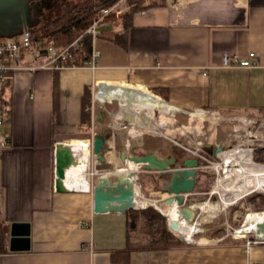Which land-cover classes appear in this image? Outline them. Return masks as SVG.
Here are the masks:
<instances>
[{
  "label": "crops",
  "instance_id": "1",
  "mask_svg": "<svg viewBox=\"0 0 264 264\" xmlns=\"http://www.w3.org/2000/svg\"><path fill=\"white\" fill-rule=\"evenodd\" d=\"M95 47L100 53L95 70H19L9 76L4 92L9 144L0 157V209L9 240L0 264H264V243L246 252L245 240L178 238L182 244L169 249H129L126 212H95L92 189L56 190V148L63 142L89 143L105 134L102 152L110 155L100 163L106 164L122 161L121 153L133 146L132 132L125 140L119 133L120 101L96 99L100 84L150 91L178 115L214 113L224 127L238 117L260 119L264 0H165L127 23L121 16L107 22ZM252 52L259 58L256 66L223 65L225 53L255 63ZM86 89L92 108L84 121ZM115 104L119 110L109 108ZM168 184L162 187L169 195ZM15 222L30 224L29 250H10Z\"/></svg>",
  "mask_w": 264,
  "mask_h": 264
},
{
  "label": "bare ground",
  "instance_id": "2",
  "mask_svg": "<svg viewBox=\"0 0 264 264\" xmlns=\"http://www.w3.org/2000/svg\"><path fill=\"white\" fill-rule=\"evenodd\" d=\"M100 103L119 100L121 109L116 113V119L122 120L128 117L136 129L141 131L159 132L168 129L172 123V117L177 113V109L165 101L161 100L150 91L134 90L126 87H102L97 95ZM158 109L162 112L161 120L152 123V111ZM171 115V116H169ZM123 116V117H122ZM191 123L203 120L202 115L192 113ZM119 125V124H118ZM117 125V126H118ZM169 130V129H168ZM172 130V129H171ZM159 133H162L161 131ZM70 147L57 149V178L62 182L68 191L91 190L89 179V168L91 160L90 143L85 141L72 142L66 144ZM96 158L97 155H95ZM218 157H222V162L216 164V169H224L225 175L219 178L211 194H219L220 200L216 203L211 201L196 202L188 209L192 213V218L185 219L176 203L167 204L170 195L162 201L149 200L141 195L140 187L137 183L138 167L129 158L126 166L118 168L114 174L123 176L121 183L116 187L106 184L112 173H107L97 187L98 207L102 209L122 210L130 207L145 208L149 205L160 210L170 222H178L179 228L174 233L181 236L187 242H194V235L201 231V223L194 222V215L197 209L206 213L204 221H209L223 209L236 202V195H246L255 191H264V164L255 163L249 151L233 150L220 151ZM244 230H237L245 235L247 232H255L260 238H264V212L251 213L247 217Z\"/></svg>",
  "mask_w": 264,
  "mask_h": 264
},
{
  "label": "rangeland",
  "instance_id": "3",
  "mask_svg": "<svg viewBox=\"0 0 264 264\" xmlns=\"http://www.w3.org/2000/svg\"><path fill=\"white\" fill-rule=\"evenodd\" d=\"M162 1L163 0H147L146 4H158ZM72 2L80 3L75 1ZM117 3H120L121 5V9L123 10L122 15L128 12L129 6L127 5L126 0H119ZM117 106L115 104L114 106H109V108L115 109ZM117 109L119 110V107H117ZM196 114L202 115L203 120L191 123V116L183 114L178 115L177 113H175L173 117L169 115L172 117L173 121L168 127L169 130H160L162 132V135L158 134L160 131L154 133L147 130L141 131L139 129H136L131 120L125 118V120H120L123 122L121 124L122 129L121 131H119V133L122 134L124 140L130 132H132L133 136H135V138L133 139V146H130L127 150L129 152V155H135V153L140 151V149H147L149 152L156 153V155L161 159H167L171 157V151L173 150L172 147L174 146H176L178 149H182L190 155L192 154L186 151L185 148H189L194 152L206 155L209 154L208 150L206 149L207 145L211 146L210 150L212 151L217 145L224 147L226 151L241 149L242 151H248L252 148L264 146V123L262 124V122L255 123V125L241 127L239 122L232 121L230 123H227L228 127H224L222 126L224 123L221 124L218 121L217 116H215L211 112H198ZM162 115V112L158 109L153 110L151 115L152 123H158L159 120H161ZM260 118L264 119V114ZM255 120H258V118ZM235 127H239L238 131L234 130ZM63 143L68 144L71 142L68 141ZM139 143L142 146H138ZM63 147L77 148L67 145H62L61 148ZM89 149L91 151V160L88 174H93V176H91L90 178L92 194L95 193V188L99 186V182H101V179L107 173L112 174L109 176L106 184L110 187L118 186L121 183L123 176L114 174V172L118 168L125 167V162L118 159L117 163L113 164L100 163L93 152L92 145ZM103 155L106 157L109 156L110 153L107 149H104ZM118 156L119 154H117V157ZM221 162L222 157H216V160H213L212 164L203 161L200 172L202 173L209 171L211 173V178L204 180V187L206 189H200L195 196H192L188 200H192L194 201V203L204 201H211L212 203H216L220 200L219 194H211V192L216 185L217 180L225 175L224 169H216V164H219ZM137 175V183L140 187L141 195L149 200H162V193H166V190L163 189L164 187H162L163 183L158 190H155L156 192H153V178H155L156 176H161L162 174L148 172L144 170V165H142L141 168L138 167ZM259 193L264 194V191H255L246 195H241L240 193H238L236 195V202L234 204L227 207L226 209H223L209 221L203 222L204 218L206 217V213H204L202 210L197 209L194 215V222L201 223V231L197 232L198 234L195 235L193 240L201 242L204 240L209 241V238H214L217 240L222 237H225L226 240H235L232 238L234 230L237 231L245 229L244 225L247 222L248 215L251 213H261L256 212V208L254 207V205L250 204L248 201L250 197ZM189 205V203H186V205L183 207H188ZM150 207L155 209V207L152 205H149L143 209L140 207L135 209L145 210ZM254 235L256 236V234ZM197 236L200 238L197 239ZM239 236H243V234L240 233Z\"/></svg>",
  "mask_w": 264,
  "mask_h": 264
},
{
  "label": "trees",
  "instance_id": "4",
  "mask_svg": "<svg viewBox=\"0 0 264 264\" xmlns=\"http://www.w3.org/2000/svg\"><path fill=\"white\" fill-rule=\"evenodd\" d=\"M118 1L119 0H84L80 3L68 2L65 6H60L53 12L47 23H44L31 32V38L35 40L47 37L54 41L55 46L59 50H62L78 37L83 36L81 51L75 52L73 54V59L69 61L78 66H82L85 61L89 59L92 52V40L89 35L85 34L86 30L92 25L97 11L111 8ZM146 1L147 0H126L129 10L121 15L122 19L127 23L135 14L157 5V3L146 4ZM32 14L33 16L36 15L34 9ZM112 20H116L114 15L106 18L107 22ZM91 106V93L89 89H86L82 105V116L84 121L89 120L91 117ZM172 149V156L176 157L180 162L194 157L182 149H178L176 146L172 147ZM148 153L149 151L147 149H140L135 155L142 156ZM209 157L214 161L216 160L213 155H209ZM253 160L255 163L264 164V147H256L254 149ZM170 177V175L165 174L153 178V191L158 190L165 181H169ZM210 178L211 173L209 171L200 172L196 179L197 185L195 191L206 189L204 187V180ZM165 195L168 194L165 193ZM248 201L250 204L254 205L256 212H264L263 193L255 194L250 197ZM126 215L129 249L160 250L169 249L182 244L177 238L179 237L182 239L181 236L174 233L176 237L172 234L169 230L166 216L156 209L152 207L145 210L129 209L126 211ZM8 240L7 226L2 219L0 209V254L8 252ZM114 260H118L116 256H114Z\"/></svg>",
  "mask_w": 264,
  "mask_h": 264
},
{
  "label": "built area",
  "instance_id": "5",
  "mask_svg": "<svg viewBox=\"0 0 264 264\" xmlns=\"http://www.w3.org/2000/svg\"><path fill=\"white\" fill-rule=\"evenodd\" d=\"M123 10L121 9L120 3H116L114 6L108 9H101L96 12L94 21L92 25L86 30L85 34L89 35L92 40V52L88 60L82 66H78L73 62H69L73 59V54L75 52L81 51L83 36L78 37L70 45L59 50L52 39L43 38V39H32L31 33L24 34L23 36L16 39H0V157L2 156L4 150L7 148L9 141L8 137L5 134V125L9 120V108L5 103L4 92L9 80V76L12 72L19 70H29L31 72H36L38 70H64L68 68H79L85 67L92 70L97 69L98 59L100 57L99 51L95 47L97 37L100 35V28L103 27L107 21L106 18L114 15L116 17L121 16ZM250 58L255 60V63L250 62L248 59L240 58L238 56H231L228 53H225L223 56V65L225 67H253L256 66L259 62V58L255 53L250 54ZM97 95L101 89V84L98 86ZM110 101V103H112ZM106 102H104L105 104ZM103 104V103H102ZM214 114V113H213ZM237 122L240 123V126H250L255 125V123L262 122L264 119L255 120L248 117H238L236 118ZM239 127H235V131H238ZM161 134L162 133H158ZM264 141V138H263ZM90 147H91V142ZM58 146V144H57ZM264 147V146H259ZM255 148L248 150L251 153L253 160V152ZM57 150V148H56ZM186 151L190 152L193 156L200 158L202 161L207 163H213V160L209 157L208 154H199L194 152L189 148H185ZM242 150V149H241ZM212 160V161H211ZM254 161V160H253ZM142 166L140 165L139 168ZM140 172V171H139ZM151 172V171H148ZM156 173V172H151ZM95 174V173H94ZM93 174H89V179ZM90 191V190H88ZM3 194V188L0 185V196ZM146 208V207H145ZM143 209V208H142ZM95 212L100 213H110L112 211L108 210H97L96 203L94 204ZM121 212V211H117ZM169 225V224H168ZM174 234V232H172ZM198 234V233H196ZM195 234V235H196ZM255 232H247L244 236L237 235L236 230L232 234V238L235 240H245V249L246 252H250L254 245L264 243V239L258 237ZM175 235V234H174ZM194 235V237H195ZM225 237L219 238L218 240H224ZM182 240V239H181ZM185 241V240H183ZM187 242V241H185ZM197 242V241H194ZM187 242V243H194Z\"/></svg>",
  "mask_w": 264,
  "mask_h": 264
},
{
  "label": "water",
  "instance_id": "6",
  "mask_svg": "<svg viewBox=\"0 0 264 264\" xmlns=\"http://www.w3.org/2000/svg\"><path fill=\"white\" fill-rule=\"evenodd\" d=\"M35 1L37 0H0V39H16L24 34H30L42 23L41 21H36L32 14ZM91 144L94 154L98 157L97 159L101 162H105L106 158L104 157L102 150L107 144V136L105 134H96L94 135ZM210 148V145L206 146L209 154L213 155L215 158L218 157L220 151H225V148L219 145H217L213 151L210 150ZM128 158L139 166L144 165V170L146 171L156 172L162 175H170L171 177L167 188L170 197L164 202L167 204L176 203L185 219L190 220L192 218V213L188 207H190L194 201L188 200L187 197L195 192L197 185L196 179L203 163L200 158L193 157L180 162L173 156L167 159H161L154 152H149L142 156L121 153V159L125 164ZM57 164L58 160L56 156V171ZM100 184L101 182H99V185ZM97 189L98 188H95V203L97 205V210H108L98 207ZM56 190L57 192L68 191L58 178L56 179ZM160 201L163 202V199ZM186 203H189L190 205L188 207H183ZM129 209L135 208L130 207L122 210H109L112 212H126ZM155 209L157 208L155 207ZM158 211L162 213L160 210ZM168 224L169 229L172 232L177 230L180 225L178 222H170L169 220ZM30 234L31 226L29 223H13L10 230V250H29Z\"/></svg>",
  "mask_w": 264,
  "mask_h": 264
},
{
  "label": "flooded vegetation",
  "instance_id": "7",
  "mask_svg": "<svg viewBox=\"0 0 264 264\" xmlns=\"http://www.w3.org/2000/svg\"><path fill=\"white\" fill-rule=\"evenodd\" d=\"M72 1L82 2L84 0H37L33 5V9L36 12L34 19L36 21H41L42 23L39 25L41 26L49 21L53 12H55L60 6H65L68 2Z\"/></svg>",
  "mask_w": 264,
  "mask_h": 264
}]
</instances>
